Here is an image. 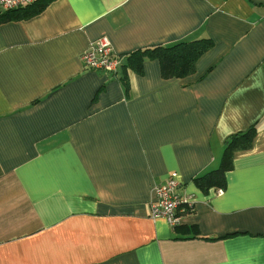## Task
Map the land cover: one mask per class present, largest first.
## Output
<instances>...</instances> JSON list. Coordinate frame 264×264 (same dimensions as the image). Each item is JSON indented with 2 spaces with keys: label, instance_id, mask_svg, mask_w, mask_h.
<instances>
[{
  "label": "crops",
  "instance_id": "1",
  "mask_svg": "<svg viewBox=\"0 0 264 264\" xmlns=\"http://www.w3.org/2000/svg\"><path fill=\"white\" fill-rule=\"evenodd\" d=\"M41 3L0 16V264H263L264 0L22 9ZM101 36L115 74L82 66ZM198 40L208 48L184 77L145 55L134 67L136 50ZM252 126L224 184L201 189L227 138ZM172 171L195 199L176 228L148 216Z\"/></svg>",
  "mask_w": 264,
  "mask_h": 264
},
{
  "label": "trees",
  "instance_id": "2",
  "mask_svg": "<svg viewBox=\"0 0 264 264\" xmlns=\"http://www.w3.org/2000/svg\"><path fill=\"white\" fill-rule=\"evenodd\" d=\"M44 5L45 3H41L29 10L16 9L4 11L0 16L2 17L1 19H21L37 13ZM198 42L179 41L170 45H160L136 50L133 53L136 54V63H134V67L139 69L141 59L145 55L158 60L161 76L166 78L184 77L193 72L195 60L208 48L207 40H198ZM254 133L255 127L252 126L245 131L236 132L228 137L225 141L219 166L195 178L194 180L197 185L201 189L206 190L213 184H224V174L225 171L231 167L233 151L240 146L248 147Z\"/></svg>",
  "mask_w": 264,
  "mask_h": 264
},
{
  "label": "built area",
  "instance_id": "3",
  "mask_svg": "<svg viewBox=\"0 0 264 264\" xmlns=\"http://www.w3.org/2000/svg\"><path fill=\"white\" fill-rule=\"evenodd\" d=\"M40 0H0V11L22 9L38 3ZM81 63L87 70H100L115 74L120 63L119 56L113 51L106 36L89 42V46L81 54ZM182 182L179 174L170 172L163 183L154 186V198L148 204V216L151 219L164 218L171 228L183 223V217L191 211L195 199L191 195L180 193ZM222 189L216 193L221 194Z\"/></svg>",
  "mask_w": 264,
  "mask_h": 264
},
{
  "label": "rangeland",
  "instance_id": "4",
  "mask_svg": "<svg viewBox=\"0 0 264 264\" xmlns=\"http://www.w3.org/2000/svg\"><path fill=\"white\" fill-rule=\"evenodd\" d=\"M218 189H222V188H218ZM216 194H218V193H216Z\"/></svg>",
  "mask_w": 264,
  "mask_h": 264
}]
</instances>
